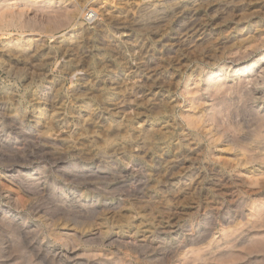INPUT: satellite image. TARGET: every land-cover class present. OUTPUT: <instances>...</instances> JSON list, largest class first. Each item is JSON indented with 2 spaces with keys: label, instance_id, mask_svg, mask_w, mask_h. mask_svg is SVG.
Segmentation results:
<instances>
[{
  "label": "rangeland",
  "instance_id": "rangeland-1",
  "mask_svg": "<svg viewBox=\"0 0 264 264\" xmlns=\"http://www.w3.org/2000/svg\"><path fill=\"white\" fill-rule=\"evenodd\" d=\"M1 13L17 19L0 36L14 45L10 73L0 64L9 264H264V145L239 110L253 88L264 113V0H0Z\"/></svg>",
  "mask_w": 264,
  "mask_h": 264
},
{
  "label": "bare ground",
  "instance_id": "bare-ground-1",
  "mask_svg": "<svg viewBox=\"0 0 264 264\" xmlns=\"http://www.w3.org/2000/svg\"><path fill=\"white\" fill-rule=\"evenodd\" d=\"M38 1V0H37ZM236 1V0H235ZM209 2V1H208ZM91 5H88L86 8H84V12H86V17L89 18H93L95 17L94 15L92 17H90V14L93 13L95 14L98 10L95 7H91ZM204 8V7H203ZM216 8V7H215ZM232 9V8H231ZM170 13V12H169ZM81 14V13H80ZM191 15V14H190ZM35 16V15H34ZM43 17V16H42ZM27 18V17H26ZM20 19V18H19ZM17 20L16 18H14L13 16L10 17V20L7 21V17L5 13H1L0 14V36L1 35H5V32L3 31V28L6 26L7 28H12L14 26V21ZM201 20V19H199ZM37 19H34L33 21L30 19H26L24 22H22L21 27H30L32 22H36ZM122 21V20H120ZM180 21V20H179ZM225 21V20H224ZM229 21V19H228ZM238 21V19L236 20ZM20 22V21H19ZM239 22V21H238ZM199 23V22H198ZM201 23V22H200ZM204 23V22H203ZM207 24V23H206ZM215 24V23H214ZM224 24V23H223ZM238 24V23H237ZM217 25V24H216ZM198 26V25H197ZM229 26V25H228ZM234 26V25H233ZM242 26V25H241ZM126 27V26H125ZM243 27V26H242ZM132 28V27H130ZM233 28V27H232ZM100 29V28H99ZM128 29V28H127ZM203 29L202 25H199L197 28L194 29V34L200 32ZM231 29V28H230ZM36 30V29H35ZM236 30V29H235ZM238 30V29H237ZM240 30V29H239ZM238 30V31H239ZM218 33V30H217ZM247 33V32H246ZM22 34V33H21ZM26 34V33H25ZM92 34V32H91ZM238 35V34H237ZM242 35V34H241ZM240 35V36H241ZM51 36V35H49ZM210 36V35H209ZM208 36V37H209ZM246 37V36H245ZM205 38V37H204ZM239 39V38H238ZM31 41V40H30ZM210 41V40H209ZM21 41L16 43V46H21ZM36 43V42H35ZM88 43V42H87ZM136 43V42H135ZM29 45V40L27 41V44ZM14 45H9L8 47H4L3 49H0V64L4 67L5 71H8L10 73V66L8 65V59H10V57L12 56V47ZM6 48V50H5ZM11 48V49H10ZM39 48V47H38ZM71 48V47H70ZM73 48V47H72ZM33 50L34 47L33 45L29 47V50ZM190 49V48H189ZM45 51V50H44ZM180 51V50H179ZM77 52V51H76ZM30 53V52H29ZM191 53V52H190ZM138 54V53H137ZM179 54V53H178ZM69 56V55H68ZM14 57V56H12ZM17 57V56H16ZM145 58V57H144ZM193 58V57H192ZM26 60V59H25ZM143 60V59H142ZM158 60V59H157ZM170 60V59H169ZM88 61V60H87ZM51 62V61H50ZM77 62V61H76ZM24 63V62H23ZM42 63V62H41ZM40 63V64H41ZM89 63V62H88ZM11 65V64H10ZM106 65V64H105ZM143 65V64H142ZM31 66V64H30ZM37 66V65H36ZM151 64L150 63H145L143 65V67H145V70H149L150 69ZM159 66V65H158ZM25 67V66H24ZM28 67V66H27ZM32 67V66H31ZM38 67V66H37ZM168 67V66H167ZM15 68V67H14ZM153 68V67H152ZM259 69H261V71H258V80L255 82L254 87L255 88H259L264 84V63L262 66H258L257 67ZM24 69V68H23ZM34 69V68H32ZM31 69V70H32ZM218 69V68H217ZM256 70V68L251 65V69L250 71ZM16 70V68H15ZM54 70V69H53ZM78 70V69H76ZM133 70V69H132ZM14 71V70H13ZM83 71V70H82ZM129 71V70H128ZM228 71V70H227ZM27 72V71H26ZM17 73V72H16ZM78 73V72H76ZM142 73V72H141ZM14 74V73H13ZM73 74V73H71ZM80 74V72H79ZM215 72H213L212 75H214ZM30 77V75H28ZM33 77V76H32ZM130 78V77H129ZM155 78V77H154ZM141 79V78H139ZM128 80V79H127ZM131 80V79H130ZM122 81H120L121 83ZM126 82V80H125ZM143 82V81H142ZM27 84V83H26ZM122 84V83H121ZM102 85V84H101ZM110 86V85H109ZM115 86V85H114ZM62 87V86H61ZM65 87V86H64ZM168 88V87H167ZM121 89V88H120ZM254 92L255 89H249L247 91L242 92V96H241V106L239 107L240 110V116L242 121L244 122L245 125L248 126L250 133L248 138H252L253 141H255L256 143L262 144L264 145V113L260 110L257 109V107L254 106V104L256 103L255 99H254ZM1 94V92H0ZM95 96V95H94ZM138 96V95H137ZM145 100V99H144ZM40 102V101H39ZM133 102V101H132ZM93 106V105H92ZM104 106V105H103ZM119 107V106H118ZM32 109V108H31ZM43 110V109H42ZM34 111V110H33ZM106 111V110H105ZM136 111V110H135ZM124 112V111H123ZM2 113V112H1ZM28 113V112H27ZM6 114V113H5ZM87 114V113H86ZM38 115H40V113L38 112ZM35 116V115H34ZM90 116V115H89ZM40 120V119H39ZM51 124V123H50ZM159 127V126H158ZM162 130V129H161ZM19 133V132H18ZM17 133V134H18ZM57 133V132H56ZM163 133V132H162ZM22 134V133H21ZM68 135V134H67ZM18 136V135H17ZM151 137V136H150ZM189 137V136H188ZM153 141V140H152ZM19 146V145H18ZM149 148V147H148ZM65 153V152H64ZM55 157V156H54ZM7 163V162H6ZM187 168V167H186ZM18 170V169H17ZM10 175V174H9ZM132 180V179H131ZM263 193V192H262ZM2 200V199H1ZM8 200V199H7ZM2 204V203H1ZM8 204V203H7ZM6 210V209H5ZM8 211V209H7ZM8 216V215H7ZM6 216V212L0 214V228H6V227H10L11 220L10 218H8ZM16 216V215H15ZM17 221V220H16ZM14 223V222H13ZM12 226V225H11ZM19 227V226H18ZM22 227V226H21ZM17 228V227H16ZM21 229V228H20ZM11 231V230H10ZM146 235V234H145ZM149 241V240H148ZM8 244V243H7ZM10 244V243H9ZM28 244V243H27ZM8 246V245H7ZM10 246V245H9ZM13 248V247H12ZM249 249V248H248ZM22 250V249H21ZM13 251V250H12ZM10 249L8 247H5L2 249H0V264H9V262H11L12 256L10 257ZM12 255V254H11ZM52 258V257H51ZM241 258V257H240ZM58 260V259H57Z\"/></svg>",
  "mask_w": 264,
  "mask_h": 264
}]
</instances>
